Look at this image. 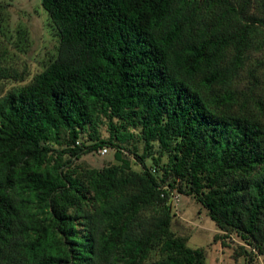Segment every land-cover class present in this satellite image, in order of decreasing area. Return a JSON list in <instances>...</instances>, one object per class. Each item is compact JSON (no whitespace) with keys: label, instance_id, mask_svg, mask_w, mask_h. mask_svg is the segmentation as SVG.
<instances>
[{"label":"trees","instance_id":"obj_1","mask_svg":"<svg viewBox=\"0 0 264 264\" xmlns=\"http://www.w3.org/2000/svg\"><path fill=\"white\" fill-rule=\"evenodd\" d=\"M42 5L58 43L28 80L0 0V264H206L175 193L261 264L264 0ZM104 146L113 161L82 160Z\"/></svg>","mask_w":264,"mask_h":264},{"label":"rangeland","instance_id":"obj_2","mask_svg":"<svg viewBox=\"0 0 264 264\" xmlns=\"http://www.w3.org/2000/svg\"><path fill=\"white\" fill-rule=\"evenodd\" d=\"M10 2L13 26H26L30 33V43L25 46V52L15 57L20 70L28 69L32 74L41 70L56 53L57 38H54L47 27L48 14L42 5V0H3ZM108 153L93 152L82 157L87 164L93 167H102L113 161L114 150L108 147ZM179 195V201L174 204L173 228L188 238L191 247H202L206 253V264H236L234 258L237 246L241 244L235 235L215 240L219 229L209 217L207 210L193 197ZM174 203V202H173ZM264 264V256L257 260ZM238 262H243L240 259Z\"/></svg>","mask_w":264,"mask_h":264},{"label":"built area","instance_id":"obj_3","mask_svg":"<svg viewBox=\"0 0 264 264\" xmlns=\"http://www.w3.org/2000/svg\"><path fill=\"white\" fill-rule=\"evenodd\" d=\"M108 146H104V147H102V148H100L99 149V152L101 153V154H106V153H108ZM173 202H174V204L177 202V201H179V195H174L173 196Z\"/></svg>","mask_w":264,"mask_h":264}]
</instances>
